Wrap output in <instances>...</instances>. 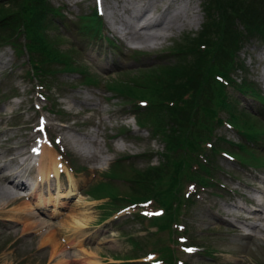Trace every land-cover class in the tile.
I'll return each mask as SVG.
<instances>
[{
    "label": "rangeland",
    "instance_id": "obj_1",
    "mask_svg": "<svg viewBox=\"0 0 264 264\" xmlns=\"http://www.w3.org/2000/svg\"><path fill=\"white\" fill-rule=\"evenodd\" d=\"M46 2L60 10L68 20L63 25L57 17V26L48 34H58V37H52V45L64 53L76 70H61L62 56L48 60L34 50L33 58L41 63L35 71L21 46L20 35L17 37L21 46L17 45V49L22 50L20 54L14 47L0 42V153L4 154L6 148L13 146L31 156L32 148L44 139L45 134L44 144L48 150L54 151L47 137L57 145L54 147L58 151L61 147L69 153L75 169L70 175L82 179L77 185L81 196L66 197L63 206L59 207L61 214L31 216L29 212L34 205L29 201L32 199L28 201L23 195L19 198V194L25 192L18 194L16 188L7 186L0 178V264H146L145 260L155 258L156 254L151 252L155 246L167 244L166 232L148 235L141 230L155 228H140L134 218L135 208L126 207L113 213L118 206L106 203L111 192L98 193L107 200H91L85 192L106 180L104 174L109 166L124 155L132 156H127L125 162L134 168L159 165L164 161V144L150 133L147 125L138 126L129 104L113 96L104 82L110 78L126 81L139 70L171 62L173 58L167 55V47L184 34L194 36L201 29L202 0L172 1L167 8L170 11L183 4L181 13L176 12L180 15L176 19L179 24L172 23L163 37L146 43L130 40L122 34L121 21L128 18L122 0H100L99 9L103 15L99 35L88 43V37L81 36L72 22L79 15L88 14L94 0ZM155 12L158 11L152 15ZM236 60L246 67L255 92L264 96L261 81L264 42L247 39L236 53ZM229 74L238 81L241 72L235 67ZM90 76L96 83L86 81ZM232 93L238 101L236 111L263 119L257 111L259 103L253 96L233 90ZM218 115L227 117L220 110ZM216 138L233 143L243 140L235 129L222 124L212 129L210 140L216 143ZM248 144L253 148L250 151L264 157L263 143ZM221 147L230 153L237 151L224 141ZM9 152L7 150V154ZM217 160L218 170L214 176L218 185L199 190L197 195L190 194L193 195L191 202L181 208L176 221L178 232L174 235L178 234L181 241L184 235L188 237L190 242H184L191 245L193 252L182 254L172 247L173 255L183 264H264V220L256 216L243 218L245 212L236 206V199L241 196L245 199L242 204L246 209L255 206L247 196L258 197L252 188L264 186L260 181L264 179L261 175L264 165H245L221 155ZM1 164L0 177L14 172L17 166L8 160ZM27 178L31 180L29 176ZM59 179L62 183L68 181L65 173H60ZM116 186L120 190L128 188L126 184ZM39 189L41 191L42 187ZM228 201L234 205H228ZM51 208V205L47 206L48 210ZM224 209H231L232 213ZM261 214L264 215V211ZM254 223L257 226H252ZM95 230V234H89ZM84 233L88 236L80 240L86 235Z\"/></svg>",
    "mask_w": 264,
    "mask_h": 264
},
{
    "label": "trees",
    "instance_id": "obj_2",
    "mask_svg": "<svg viewBox=\"0 0 264 264\" xmlns=\"http://www.w3.org/2000/svg\"><path fill=\"white\" fill-rule=\"evenodd\" d=\"M201 4V29L194 36L184 34L167 47V55L173 58L171 62L139 70L126 81L110 78L104 82L113 96L129 104L138 126L147 125L150 133L162 140L164 161L138 169L126 164L130 155H124L109 166L104 174L106 180L86 190L91 198H103L106 196L98 193L111 192L106 203L118 206L115 210L127 205L145 210V213L134 212L135 221L142 228L155 226L148 235L166 232L167 244L151 250L161 251L159 257L164 264H175L168 241L174 239L173 243H178L174 235L178 232L176 221L181 208L191 202L190 194L218 184L214 176L218 156L227 155L250 166L264 165V157L250 151L253 148L248 144L264 145V121L236 111L238 101L232 93L233 90L253 96L259 103L258 112L264 115V96L255 92L246 67L236 60V53L247 39L264 42V0H202ZM57 17L65 25L66 16L46 0H0V42L9 44L20 54L22 50L17 49L20 35L21 46L35 71L41 63L33 58L34 50L48 60L62 56L60 69L74 71L76 66L52 45V37L58 34H48L57 26ZM100 21L92 7L72 25L81 36L88 37V43L98 38ZM235 67L241 72L238 81L229 74ZM86 81L96 83L91 76ZM219 110L227 117L219 116ZM221 124L235 129L243 140L211 141L212 129ZM223 141L237 151L232 154L226 151L221 147ZM63 158L73 168L67 154ZM118 184H126L128 188L120 190Z\"/></svg>",
    "mask_w": 264,
    "mask_h": 264
},
{
    "label": "bare ground",
    "instance_id": "obj_3",
    "mask_svg": "<svg viewBox=\"0 0 264 264\" xmlns=\"http://www.w3.org/2000/svg\"><path fill=\"white\" fill-rule=\"evenodd\" d=\"M172 1L174 0H122L123 10L128 12V18H123L121 21V24L123 25L122 28L124 30L122 34L130 40L135 39L142 43L151 42L154 39L163 37L165 35L164 32L173 26L171 24H176V19L180 16L178 13H181L180 10L183 7V4H181L176 6L174 11L168 10L167 8ZM124 4L126 7H124ZM154 11H158L157 15H152ZM139 21H141V23H139ZM177 24H179V22H177ZM148 30H152V32H149ZM102 67L107 68L106 65H102ZM263 78L264 67L262 79ZM6 149L10 150L8 154L7 150H5L4 154L0 153V171L3 170V164H1L3 161H12L13 164L17 166L15 167L14 172L11 171L9 174L3 175L0 178L7 186L16 188L18 194L20 191H28L24 194V197L28 199V201L32 199L33 201H29V204L32 203L34 205V207L32 206L29 215L32 216L33 214H36L39 216L40 214H44L47 217H51L61 214L59 207L63 206L62 204L64 203V199L66 197L73 194H77L78 198L81 196L77 185L79 186L78 180L82 181V179L74 178L71 176L73 174H69V171L59 162L55 152L52 149L48 150L44 144V139H40L39 151L37 153L35 163L32 164L31 168L26 173L27 176L33 179L32 188L30 190L27 186L23 167V164L28 158L27 152L22 153L21 149L13 146H9ZM19 156L23 157L18 159ZM61 167H63L62 169L68 178L66 183L60 182L59 179L60 172L62 170ZM40 187H42L41 191L39 189ZM252 190L254 193L258 194V197L254 202L255 206L253 208H242V211L245 212L243 218L256 216L257 219L264 220V215L261 214L264 211V186L262 188L260 186L253 187ZM22 195L23 194L20 193L19 198H21ZM250 201L254 200L251 199ZM48 205L52 206L50 210L47 209ZM224 210L227 213H232L231 209ZM47 212L49 213L48 215ZM246 225L251 226L250 224ZM252 226L257 225L254 223ZM95 232L96 230L89 234H95ZM86 236H88V234L84 235L80 240H83ZM92 236L93 235H91L90 238H92Z\"/></svg>",
    "mask_w": 264,
    "mask_h": 264
},
{
    "label": "snow or ice",
    "instance_id": "obj_4",
    "mask_svg": "<svg viewBox=\"0 0 264 264\" xmlns=\"http://www.w3.org/2000/svg\"><path fill=\"white\" fill-rule=\"evenodd\" d=\"M189 251H192L191 249H189Z\"/></svg>",
    "mask_w": 264,
    "mask_h": 264
}]
</instances>
